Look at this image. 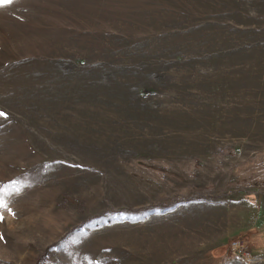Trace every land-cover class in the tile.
<instances>
[{
	"label": "rangeland",
	"instance_id": "rangeland-1",
	"mask_svg": "<svg viewBox=\"0 0 264 264\" xmlns=\"http://www.w3.org/2000/svg\"><path fill=\"white\" fill-rule=\"evenodd\" d=\"M0 264H264V0L0 4Z\"/></svg>",
	"mask_w": 264,
	"mask_h": 264
},
{
	"label": "snow or ice",
	"instance_id": "snow-or-ice-1",
	"mask_svg": "<svg viewBox=\"0 0 264 264\" xmlns=\"http://www.w3.org/2000/svg\"><path fill=\"white\" fill-rule=\"evenodd\" d=\"M11 0H0V4H8ZM0 115H4L3 113H0ZM6 203L4 202V199L2 195H0V207H6ZM0 219H2V216H0Z\"/></svg>",
	"mask_w": 264,
	"mask_h": 264
}]
</instances>
